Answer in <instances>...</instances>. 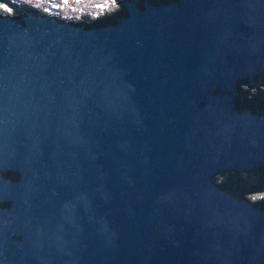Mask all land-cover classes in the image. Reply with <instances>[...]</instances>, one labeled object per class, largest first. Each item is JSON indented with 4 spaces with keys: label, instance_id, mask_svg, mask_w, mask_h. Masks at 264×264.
I'll return each mask as SVG.
<instances>
[{
    "label": "water",
    "instance_id": "obj_1",
    "mask_svg": "<svg viewBox=\"0 0 264 264\" xmlns=\"http://www.w3.org/2000/svg\"><path fill=\"white\" fill-rule=\"evenodd\" d=\"M124 5L0 15V264H264V0Z\"/></svg>",
    "mask_w": 264,
    "mask_h": 264
},
{
    "label": "flooded vegetation",
    "instance_id": "obj_2",
    "mask_svg": "<svg viewBox=\"0 0 264 264\" xmlns=\"http://www.w3.org/2000/svg\"><path fill=\"white\" fill-rule=\"evenodd\" d=\"M124 1L125 2L126 1L134 2L135 1V3L138 4V7L144 9L145 5L148 4V3L158 4L161 1L162 2H168V1L178 2L179 0H116V2L118 3L117 10L107 13V15L112 14V16H113L117 12H119L120 10H126V7L124 5V3H125ZM0 2L4 3V5H6V6L8 5V7L13 10V14L0 12V15L8 16V17H11V18L15 17V16H17L19 14V12L16 11V5H21V6L27 5V4H25V2H23V4L22 3L19 4V3L15 2V0H0ZM10 4H13L15 6V8L12 7V5L10 6ZM19 9L22 10L21 7H19ZM51 16H58V15L55 14V15H51ZM72 19H75V20H78V21L82 20V18L81 19H79V18H70V19H67V20H72ZM240 89L243 92L242 94L245 97V99L249 100L248 103L246 104V106L248 107V110H252L255 113H260V112L264 111V102H259L261 100V98H264V76H256L254 78L248 79L247 81H245V82H243L241 84ZM253 99L257 100L258 102L256 103L254 101V103H250V102H252L251 100H253ZM255 171L261 172V171H264V170L259 169V170H252V171H240L245 176H248V180H249L250 186H251L249 191L252 190L251 194H253V195L256 192L260 193V192L264 191V182H263L264 177L262 175H258L259 173H257V172H256V175H255L254 174ZM11 174L13 175V179L12 180L17 182L19 180V177H20L19 173L13 171V173H11ZM256 196H258V195H255V197ZM259 197L260 198H258L254 202H256V203L264 202V197L261 198L262 197L261 195ZM246 199H248V198H246ZM9 203H13V202L10 201ZM1 207H3V206L1 205Z\"/></svg>",
    "mask_w": 264,
    "mask_h": 264
},
{
    "label": "rangeland",
    "instance_id": "obj_3",
    "mask_svg": "<svg viewBox=\"0 0 264 264\" xmlns=\"http://www.w3.org/2000/svg\"><path fill=\"white\" fill-rule=\"evenodd\" d=\"M19 4L31 5L49 15H58L63 19L89 17L97 18L117 10L116 0H15ZM20 7V5L18 6ZM0 12L13 14V10L0 2ZM220 175V174H219ZM218 176V175H217ZM221 177L218 176L219 180ZM264 192L248 194V199L255 201ZM255 195H258L255 197Z\"/></svg>",
    "mask_w": 264,
    "mask_h": 264
},
{
    "label": "trees",
    "instance_id": "obj_4",
    "mask_svg": "<svg viewBox=\"0 0 264 264\" xmlns=\"http://www.w3.org/2000/svg\"><path fill=\"white\" fill-rule=\"evenodd\" d=\"M110 16H112V14L104 15V16L97 17V18H91V19H87V20L84 19L83 21L87 22V24H88L91 22L99 21V20L102 21L104 19H107ZM256 172L259 173L258 175H262L264 177V171H261V172L255 171L254 172L255 175H256ZM218 176L221 177L219 180H217ZM218 176L216 177L215 181L222 188L233 190L236 193H238V191L243 192L242 197H244V198H248L247 195L251 194L252 190L249 191L251 186H250V182L248 180V176H245L242 172L229 171V172L221 173ZM263 182H264V180H263ZM256 193H259V192H256ZM263 197H264V194L262 195L261 198H263Z\"/></svg>",
    "mask_w": 264,
    "mask_h": 264
}]
</instances>
